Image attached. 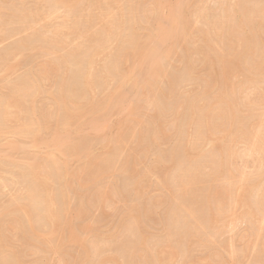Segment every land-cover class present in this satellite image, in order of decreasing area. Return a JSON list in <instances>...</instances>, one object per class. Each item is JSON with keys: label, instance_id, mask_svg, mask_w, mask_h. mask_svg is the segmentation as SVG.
I'll return each instance as SVG.
<instances>
[{"label": "rangeland", "instance_id": "374dc122", "mask_svg": "<svg viewBox=\"0 0 264 264\" xmlns=\"http://www.w3.org/2000/svg\"><path fill=\"white\" fill-rule=\"evenodd\" d=\"M0 10V264H264V0H0ZM160 26L167 32L160 31ZM239 26H245V31ZM234 28L248 39L242 40L244 47ZM164 34H169L168 40ZM153 56L157 65L154 60L151 72L147 63ZM201 59L207 64H201ZM90 63L96 65L93 71ZM82 67L85 71L80 77ZM223 67L228 73H223ZM155 71L159 75L153 79ZM87 73L92 75L89 79ZM81 80L89 81L91 88L83 81L84 88ZM31 99H36L34 107ZM10 102L15 109L10 110ZM230 103L236 106L233 111ZM191 104L197 111L201 107L202 114ZM206 111L212 132L202 127L208 120L203 116ZM196 116H202V126L196 125ZM204 131L209 138L203 137ZM208 133H214L216 140L220 137L218 142ZM59 138L67 139L65 147L58 148L63 155L55 148L61 147ZM40 175L45 176L42 185L37 180L34 186H40H36L39 192L50 184V197H43L47 187L41 196L42 201L53 196L50 207L37 200L38 192L32 187V180ZM53 202L56 228L51 225L50 230L46 209V218L41 213L44 207L52 208ZM24 204L30 206H21L26 208L22 211L19 206ZM190 209L194 211L191 216L187 214ZM4 212L10 218L16 215L14 220L18 218L21 224L18 221L16 226ZM26 212L31 215L26 217ZM54 230V237H48ZM171 249L176 253L164 260Z\"/></svg>", "mask_w": 264, "mask_h": 264}, {"label": "bare ground", "instance_id": "6f19581e", "mask_svg": "<svg viewBox=\"0 0 264 264\" xmlns=\"http://www.w3.org/2000/svg\"><path fill=\"white\" fill-rule=\"evenodd\" d=\"M48 1H50V0H48ZM236 2H237V1H236ZM1 3H2V2H1ZM3 3H5V2H3ZM7 3H8V2H7ZM51 3H52V2H50V4H51ZM52 4H53V3H52ZM178 4H179V3H178ZM187 5H188V4H187ZM236 5H237V4H236ZM76 6H77V5H76ZM181 6H182V5H181ZM49 7H50V6H49ZM175 7H177V5H176ZM187 7H188V6H187ZM16 8H17V7H16ZM172 8H174V7H172ZM172 8H171V9H172ZM48 9H49V8H48ZM51 9H52V8H50L49 10H51ZM55 9H56V8H55ZM171 9H170V10H171ZM177 9H178V8H176V10H177ZM248 9H249V8H248ZM49 10H48V12H49ZM176 10H174V12H173L174 14H175V11H176ZM179 10H180V9H179ZM238 10H239V9H238ZM0 11H1V10H0ZM19 12H21V11H19ZM68 12H69V11H68ZM169 12H170V11H169ZM177 12H178V10H177ZM33 13H34V12H33ZM173 13H172V14H173ZM19 14H20V13H19ZM169 14H170V13H169ZM179 14H180V11H179ZM248 14H249V12H248ZM262 14H263V13H262ZM170 15H171V14H170ZM223 15H224V14H223ZM230 15L232 16V14H230ZM18 16H19V15H18ZM172 16H173V15H172ZM177 16H178V15H177ZM259 16H260V15H259ZM229 17H230V16H229ZM179 18H180V16H179ZM249 18H250V17H249ZM262 18H263V17H262ZM33 19H34V18H33ZM166 19H167V18H166ZM171 19H172V20H171ZM171 19H170V20H171V22H172V21H173V17H172ZM177 19H178V18H177ZM167 20H168V19H167ZM174 20H175V19H174ZM253 20H254V19H253ZM2 21H3V20H2ZM178 21H179V20H178ZM215 21H216V20H215ZM251 21H252V20H251ZM20 22H21V21H20ZM32 22H33V21H32ZM176 22H177V21L173 22L174 25L177 24ZM180 22H182V21H180ZM239 22H240V21H239ZM7 23H8V22H7ZM7 23H6V24H7ZM17 23H18V21H17ZM157 23H158V22H157ZM247 23H248V22H247ZM250 23H251V22H250ZM6 24H4V25H6ZM29 24H30V23H29ZM33 24H34V23H33ZM210 24H212V23H210ZM85 25H86V24H85ZM229 25H230V24H229ZM239 25H240V24H239ZM1 26H2V25H1ZM158 26H159V25H158ZM169 26H171V25L169 24ZM176 26H177V27H176ZM209 26H210V25H209ZM155 27L158 28L157 25H156ZM160 27H162V26H160ZM160 27H159V29H160ZM163 27H164V26H163ZM163 27H162V29H161L160 31L165 32L167 29L164 31V28H163ZM175 27L178 28V24L175 25L174 28H175ZM205 27H206V26H205ZM207 27H208V25H207ZM215 27H216V26H215ZM239 27L242 28L243 26H239ZM239 27H237V28L239 29ZM103 28H104V27H103ZM111 28H112V27H111ZM168 28H169V27H168ZM176 28H175V32H176V30H177ZM225 28H226V26H225ZM244 28H245V26H244ZM244 28H242V31H243V32L245 31V30H243ZM83 29H84V28H83ZM234 29H235V28H234ZM238 29H237V30H238ZM256 29H257V28H256ZM105 30H106V28H105ZM122 30H123V29H122ZM181 30H182V29H181ZM235 30H236V29H235ZM237 30H236V31H237ZM3 31H4V30H3ZM77 31H78V30H77ZM146 31H147V30H146ZM150 31H153V30H150ZM202 31H203V29H202ZM209 31H210V29H209ZM232 31H234V30L231 29V32H232ZM236 31H234V34L236 33V34L239 35V34L242 33V31H241L240 29H239L238 31H240L241 33H239L238 31L236 32ZM102 32H103V31H102ZM158 32H159V30H158ZM166 32H167V31H166ZM229 32H230V31H229ZM246 32H247V31H246ZM254 32H255V31H254ZM159 33H160V32H159ZM159 33H158V34H159ZM202 33H203V32H202ZM213 33H214V32H213ZM258 33H259V32H258ZM40 34H41V32H40ZM109 34H110V33H109ZM158 34H157V36L160 35V34H159V35H158ZM176 34H177V33H176ZM230 34H231V33H230ZM232 34H233V33H232ZM245 34H246V33H245ZM263 34H264V33H263ZM263 34H261V35H263ZM77 35H78V34H77ZM148 35H149V34H148ZM165 35H166V34L161 35V36H163V38L167 39V37H168L169 34H168L166 37H164ZM173 35H174V33H173ZM201 35H202V34H201ZM208 35H209V34H208ZM214 35H215V34H214ZM46 36H47V35H46ZM170 36H171V34H170ZM174 36H175V35H174ZM174 36H173V37H174ZM204 36H205V35H204ZM239 36L241 37V35H239ZM239 36L237 37V35H236L235 38H239ZM30 37H31V36H30ZM35 37H36V35H35ZM47 37H48V36H47ZM148 37H149V36H148ZM202 37H203V36H202ZM212 37H213V36H212ZM242 37H243V38H242ZM242 37H241V42H242V40L245 38L244 34H243ZM36 38H37V37H36ZM42 38H43V37H42ZM79 38H80V37H79ZM106 38H107V37H106ZM123 38H124V37H123ZM143 38H144V37H143ZM151 38H152V37H151ZM158 38H159V37H158ZM160 38H161L162 40H164L162 37H160ZM168 38H169V37H168ZM256 38H257V37H256ZM48 39H49V38H48ZM161 39H160V43L162 44L163 41H162ZM172 39H173V38H172ZM245 39H247V38H245ZM29 40H30V39H29ZM35 40H36V39H35ZM37 40H38V39H37ZM43 40H44V39H43ZM43 40H42V41H43ZM90 40H91V39H90ZM93 40H95V39H93ZM93 40H92V41H93ZM154 40H155V39H154ZM167 40H168V39H167ZM167 40H165V42H166ZM247 40H248V39H247ZM247 40H246V41H247ZM256 40H257V39H256ZM21 41H22V40H21ZM49 41H50V40H49ZM88 41H89V40H88ZM121 41H122V40H121ZM158 41H159V39H158ZM228 41H229V40H228ZM236 41L238 42V39H237ZM239 41H240V38H239ZM243 41H244V40H243ZM32 42H33V41H32ZM139 42H140V41H139ZM142 42H143V41H142ZM165 42H164V44H165ZM167 42H168V41H167ZM258 42H259V41H258ZM22 43H23V42H22ZM38 43H39V42H38ZM95 43H96V41H95ZM238 43H239V42H238ZM242 43H243V42H242ZM253 43H254V42H253ZM49 44H50V43H49ZM93 44H94V43H93ZM164 44H163V45H164ZM209 44H210V43H209ZM236 44H237V43H236ZM248 44H250V43H248V41H247V45H248ZM81 45H82V44H81ZM110 45H111V44H110ZM239 45H241V44L239 43ZM239 45L237 44V47H238ZM26 46H27V45H26ZM84 46H85V45H84ZM137 46H138V45H137ZM140 46H141V45H140ZM217 46H218V45H217ZM235 46H236V45H235ZM244 46H245V45H244V43H243V47H244ZM249 46H250V45H249ZM257 46H258V45H257ZM257 46H256V47H257ZM120 47H121V46H120ZM127 47H128V46H127ZM135 47H136V46H135ZM144 47H145V46H144ZM163 47H164V46H163ZM240 47H242V46H240ZM243 47H242V48H243ZM138 48H139V47H138ZM141 48H142V47H141ZM156 48H157V47H156ZM158 48H159V47H158ZM238 48H239V47H238ZM258 48H259V47H258ZM114 49H115V48H114ZM164 49H165V48H164ZM246 49H247V47H246ZM36 50H37V49H36ZM105 50H106V49H105ZM105 50H104L103 52H104V53H105V52L107 53V51H105ZM107 50H108V48H107ZM136 50H137V48H136ZM140 50H141V49H140ZM142 50H144V49H142ZM236 50H237V49H236ZM240 50H241V49H240ZM249 50H250V49H248V51H249ZM37 51H38V50H37ZM37 51H36V52H37ZM48 51H49V50H48ZM108 51H110V48H109ZM111 51H112V50H111ZM123 51H124V49H123ZM126 51H127V50H126ZM134 51H135V50H134ZM144 51H145V50H144ZM151 51H152V49H151ZM151 51H149V52L152 53ZM166 51H167V50H166ZM188 51H189V50H188ZM238 51H239V50H238ZM257 51H259V50H257ZM19 52H20V51H19ZM153 52H154V51H153ZM196 52H197V51H196ZM215 52H216V51H215ZM233 52H234V51H233ZM241 52H242V51H241ZM244 52L246 53L245 49H244ZM29 53H30V52H29ZM29 53H28V54H29ZM70 53H71V52H70ZM79 53H80V52H79ZM101 53H102V52H101ZM101 53H99V54H101ZM104 53H102L100 56H102ZM121 53H122V52H121ZM134 53L137 54V52H134ZM139 53H140V52H139ZM145 53H146V51H145ZM150 53H149V54H150ZM154 53H155V52H154ZM158 53H159V52H158ZM165 53H166V52H164V55H165ZM202 53H203V52H202ZM205 53H206V52H205ZM221 53H222V52H221ZM238 53H239V52H238ZM247 53H248V52H247ZM253 53H254V52H253ZM107 54H108V53H107ZM107 54H106V55H107ZM143 54H144V53H143ZM147 54H148V53H147ZM183 54H184V53H183ZM241 54H242L241 57H243V54H244V53H241ZM20 55H21V54H20ZM20 55H19V56H20ZM78 55H79V54H78ZM128 55H129V54H128ZM128 55H127V56H128ZM164 55H163V56H164ZM168 55H169V54H168ZM231 55H232V54H231ZM246 55H247V54H246ZM256 55H258V54H256ZM260 55H261V54H260ZM131 56H133V54H132ZM139 56H140V54H139ZM139 56H137V57H139ZM195 56H196V55H195ZM209 56H210V55H209ZM247 56H248V55H247ZM247 56L245 57V54H244V57H245V58H248ZM26 57H27V56H26ZM77 57H78V56H77ZM97 57H98V56H97ZM129 57H130V56H129ZM137 57H136V59H137ZM149 57H151V56H149ZM153 57H154V56H153ZM183 57H184V56H183ZM232 57H234V56H232ZM22 58H23V57H22ZM93 58H94V57H93ZM101 58H102V57H101ZM131 58H133V57H131ZM154 58H155V57H154ZM157 58H158V57H157ZM159 58L161 59V57H159ZM205 58H206V57H204V59H205ZM238 58H239V57H238ZM83 59H84V58H83ZM115 59H116V58H115ZM127 59H128V57H127ZM143 59H144V58H143ZM146 59H147V57H146ZM149 59H150V58H149ZM162 59H165V58L163 57ZM181 59H182V58H181ZM225 59H226V58H225ZM254 59H255V58H254ZM88 60H89V58H88ZM93 60H94V59H93ZM122 60H123V59H122ZM133 60H135V58H134ZM139 60H140V59H139ZM141 60H142V59H141ZM151 60H152V61H151ZM154 60H155V62H156L155 65H157L156 58H155V59H153V58L150 59V63H147V65L150 64V66H148L147 69H150L151 72H153L152 68H153V67L155 68L154 65L152 66V63H153ZM201 60H202V61H201V64H204V63L207 64V63L205 62V60H204V61H203V59H201ZM238 60H239V59H238ZM247 60H248V59H247ZM1 61H2V60H1ZM28 61H29V60H28ZM108 61H109V60H108ZM127 61H128V60L125 61V64H126V65H127ZM131 61H132V60H131ZM162 61H164V60H162ZM191 61H192V60H191ZM226 61H229V60H226ZM252 61H253V59H252ZM14 62H15V61H14ZM78 62H79V61H78ZM89 62H90V60H89ZM132 62H135V61H132ZM140 62H142V61H140ZM159 62L162 64V62H161L160 60H159ZM202 62H204V63H202ZM15 63H16V62H15ZM18 63H19V62H18ZM79 63H80V62H79ZM93 63H94V62H93ZM122 63H123V62H122ZM129 63H130V61H129ZM160 63H159V64H160ZM220 63H221V62H220ZM222 63L224 64V62H222ZM235 63H236V62H235ZM239 63H240V61H239ZM11 64H12V63H11ZM16 64H17V63H16ZM51 64H52V63H51ZM68 64H69V63H68ZM75 64H76V63H75ZM95 64H96V63H95ZM120 64H121V63H120ZM131 64H132V63H131ZM143 64L145 65V62H144ZM153 64H154V63H153ZM208 64H209V63H208ZM210 64H212V61H211ZM246 64H247V63H246ZM7 65H8V64H7ZM55 65H56V64H55ZM93 65H94V64H91V63H90V66L92 67V71H93V68L96 66V65H95V66H93ZM117 65H118V64H117ZM139 65H140V64H139ZM139 65H138V66H139ZM141 65H142V64H141ZM144 65H143V66H144ZM225 65H226V64H225ZM231 65H232V64H231ZM0 66H1V64H0ZM37 66H38V65H37ZM40 66H41V65H40ZM57 66H58V65H57ZM99 66H100V65H99ZM123 66H124V65H123ZM127 66H128V65H127ZM132 66H133V65H132ZM9 67H10V66H9ZM13 67H14V66H13ZM74 67H75V66H74ZM91 67H90V68H91ZM129 67H130V66H129ZM135 67H136V66H135ZM157 67H159V65H158ZM161 67H163V66L161 65ZM210 67H212V65H211ZM220 67H221V66H220ZM225 67H226V66H225ZM35 68H36V67H35ZM136 68H137V67H136ZM163 68H164V67H163ZM186 68H187V67H186ZM193 68H194V67H193ZM196 68H197V67H196ZM250 68H251V67H250ZM53 69H54V68H53ZM76 69H77V68H76ZM123 69H124V68H123ZM134 69H135V68H134ZM137 69H138V68H137ZM139 69H140V68H139ZM263 69H264V66H263ZM3 70H5V69H3ZM9 70H10V69H9ZM83 70H84L83 67H82V69H79V70H78L79 72L81 71V73H79V74H81L80 77H83L82 75H84V74H82V73H83ZM86 70H87V69H86ZM115 70H116V69H115ZM119 70H120V69H119ZM157 70H158V68H157ZM216 70H217V69H216ZM228 70H229V68H228ZM30 71H31V70H30ZM55 71H56V70H55ZM84 71H85V70H84ZM92 71H91V72H92ZM122 71H123V70H122ZM134 71H136V70H134ZM134 71L132 70V72H134ZM137 71H138V70H137ZM137 71H136V72H137ZM147 71H148V70H147ZM160 71H161V69H160ZM197 71H198V70H197ZM225 71L228 73L227 68L224 69V67H223V73H226ZM252 71H253V69H252ZM2 72H4V71H2ZM33 72H35V71H33ZM58 72H59V71H58ZM95 72H96V71H95ZM115 72H116V71H115ZM145 72H146V71H145ZM148 72H149V71H148ZM230 72H231V71H230ZM245 72H246V71H245ZM245 72H244V73H245ZM258 72H259V71H258ZM261 72H264V71H262V69H261ZM8 73H9V72H8ZM42 73H43V72H42ZM66 73H67V72H66ZM75 73H77V71H76ZM85 73H86V72H85ZM88 73H89V72H88ZM88 73H87V75H88V79H89V77L92 76V75H91V74H88ZM117 73H118V72H117ZM149 73H150V72H149ZM154 73H156V71H155ZM157 73H158V72H157ZM157 73L155 74V77H153L154 75H152L151 77H153V79H154V78H157L158 75H159V74L157 75ZM209 73H210V72H209ZM216 73H217V72H216ZM220 73H221V72H220ZM253 73H254V72H253ZM0 74H3V73H0ZM5 74H6V73H5ZM37 74H38V73H37ZM37 74H35V75L37 76ZM47 74H48V73H47ZM58 74H59V73H58ZM121 74H122V72H121ZM124 74L126 75V73H124ZM130 74H131V72H130ZM147 74H148V73H147ZM147 74H146L145 76H147ZM150 74H151V73H150ZM152 74H153V73H152ZM163 74H164V73H163ZM184 74H185V73H184ZM259 74L262 75V73H259ZM6 75H7V74H6ZM87 75L85 76L86 79H87ZM103 75L105 76V73H103ZM103 75H102V76H103ZM112 75H113V74H112ZM125 75H124L123 77H125ZM192 75H193V74H192ZM241 75H242V73H241ZM1 76H2V75H1ZM30 76H33V75L31 74ZM51 76H52V75H51ZM60 76H61V75H60ZM67 76H68V75H67ZM132 76H133V75H131V77H132ZM143 76H144V75H143ZM143 76H141V77H143ZM149 76H150V75H149ZM198 76H199V75H198ZM221 76H222V75H221ZM225 76H227V75H225ZM245 76H246V75H245ZM251 76H254V75H251ZM80 77H79V78H80ZM97 77H98V76H97ZM115 77H116V76H115ZM134 77H135V75H134ZM139 77H140V76H139ZM147 77H148V76H147ZM160 77H161V76H160ZM195 77H196V76H195ZM31 78H32V77H31ZM31 78L28 77V80H29V79L31 80ZM43 78H44V77H43ZM112 78H113V77H112ZM121 78H122V77H121ZM121 78H120V79H121ZM132 78H133V77H132ZM135 78H136V77H135ZM171 78H172V77H171ZM199 78H200V77H199ZM203 78H204V77H203ZM207 78H208V77H207ZM224 78H225V77H224ZM21 79H22V78H21ZM32 79H33V78H32ZM76 79H77V78H76ZM90 79H91V78H90ZM115 79H116V78H115ZM115 79H114V80H115ZM124 79L126 80V78H124ZM137 79H138V77H137ZM250 79H251V78H250ZM25 80H27V79L25 78ZM28 80H27V81H28ZM30 80H29V82H32V81H33V80L30 81ZM35 80L38 81L37 79H35ZM62 80H63V78H62ZM78 80H79V79H78ZM133 80H134V79H133ZM133 80H132L131 82H133ZM151 80H152V79H151ZM169 80H170V79H169ZM176 80H177V79H176ZM221 80H222V79H221ZM252 80H253V79H252ZM23 81H24V79H23ZM83 81H85V80H83ZM83 81L81 80V84H83V83H82ZM129 81H130V80H129ZM136 81H137V80H136ZM140 81H141V80H140ZM142 81H143V80H142ZM148 81H150V79H149ZM34 82H35V81H33V83H34ZM86 82H87L88 89H90L91 87L89 88V86H90V84L88 83L89 81L86 80V81L84 82V84H86ZM122 82H124V81H122ZM127 82H128V81H127ZM145 82H147L146 79H145ZM190 82H191V81H190ZM235 82H236V81H235ZM9 83H14V82L11 81V82H9ZM33 83H32V85H33ZM37 83H38V82H37ZM92 83H93V82H92ZM135 83H136V82H135ZM138 83H139V82H138ZM138 83H137V84H138ZM148 83H149V82H148ZM180 83H181V82H180ZM185 83H186V82H185ZM197 83H198V82H197ZM246 83H247V82H246ZM71 84H72V83H71ZM84 84H83V87L86 88L87 86L85 87ZM88 84H89V85H88ZM104 84H105V83H104ZM137 84H135V85H137ZM150 84H151V83H149V85H150ZM9 85H10V84H9ZM12 85H14V84H12ZM73 85H74V84H73ZM135 85H134V87H135ZM234 85H235V84H234ZM241 85H243V84H241ZM14 86H15V85H14ZM16 86H17V85H16ZM29 86H31V85H29ZM95 86H96V85H95ZM119 86H121V85H119ZM138 86H139V85H138ZM180 86H181V85H180ZM188 86H189V85H188ZM192 86H193V85H192ZM232 86H233V85H232ZM23 87H24V86H23ZM25 87H26V86H25ZM34 87H36V86H34ZM38 87H39V85H38ZM53 87H54V86H53ZM81 87H82V85H81ZM83 87H82V88H83ZM99 87H100V86H99ZM136 87H137V86H136ZM152 87H153V86H152ZM183 87H184V86H183ZM186 87H187V86H186ZM196 87H197V86H196ZM8 88H9V87H8ZM20 88H21V87H20ZM26 88H27V87H26ZM51 88H52V87H51ZM76 88H77V87H76ZM82 88H81V89H82ZM146 88H148V87H146ZM224 88H225V87H224ZM241 88H242V87H241ZM18 89H19V86H18ZM55 89H56V88H55ZM79 89H80V88H79ZM229 89H231V88H229ZM249 89H250V88H249ZM254 89H255V88H254ZM6 90H7V89H6ZM19 90H20V89H19ZM35 90H36V89H35ZM39 90H40V87H39L38 91H39ZM45 90H46V89H45ZM100 90H101V89H100ZM116 90H117V89H116ZM141 90H143V89H141ZM202 90H203V89H202ZM232 90H233V89H232ZM241 90H242V89H241ZM245 90H246V89H245ZM245 90H244V92H245ZM28 91H29V89H28ZM75 91H76V90H75ZM79 91H80V90H79ZM91 91H92V90H91ZM95 91H96V90H95ZM219 91H220V90H219ZM234 91H236V90H234ZM246 91H248V90H246ZM2 92H3V91H2ZM23 92H24V91H23ZM58 92H59V91H58ZM76 92H77V91H76ZM108 92H109V90H108ZM119 92H120V91H119ZM241 92H243V90H242ZM241 92H240V93H241ZM256 92H257V91H256ZM16 93H17V92H16ZM25 93H26V92H25ZM29 93H30V92H29ZM61 93H62V92H61ZM68 93H69V92H68ZM81 93H82V92H81ZM173 93H174V92H173ZM192 93H193V92H192ZM213 93H214V92H213ZM225 93H226V92H225ZM234 93H235V92H234ZM238 93H239V92H238ZM245 93H246V92H245ZM245 93H244V94H245ZM262 93H263V92H262ZM8 94H9V92H8ZM76 94H77V93H76ZM78 94H80V93L78 92ZM102 94H103V93H102ZM110 94H111V93H110ZM175 94H176V93H175ZM205 94H206V93H205ZM230 94H231V93H230ZM236 94H237V93H236ZM5 95H6V94H5ZM9 95H11V94H9ZM12 95H13V94H12ZM31 95H32V94H31ZM57 95H58V94H57ZM74 95H75V93H74ZM82 95H83V94H82ZM84 95H85V94H84ZM210 95H211V94H210ZM222 95H223V93H222ZM245 95H246V94H245ZM2 96H3V95H2ZM2 96L0 95V97H2ZM49 96H50V95H49ZM61 96H62V95H61ZM76 96H77V95H76ZM79 96L81 97V95H79ZM79 96H77V97H79ZM94 96H95V95H94ZM112 96H113V95H112ZM117 96H118V95H117ZM247 96H248V95H247ZM247 96H246V97H247ZM14 97H15V96H14ZM64 97H65V96H64ZM80 97H79V98H80ZM197 97H198V96H197ZM213 97H214V96H213ZM219 97H220V96H219ZM219 97H218V98H219ZM236 97H237V96H236ZM5 98H6V97H5ZM33 98H34V96H33ZM35 98H36V97H35ZM91 98H92V97H91ZM102 98H103V97H102ZM116 98H117V97H116ZM175 98H176V97H175ZM207 98H208V97H207ZM211 98H212V97H211ZM211 98H210V99H211ZM242 98H243V95H242ZM248 98H249V97H248ZM2 99H3V98H2ZM25 99H26V98H25ZM39 99H40V98H39ZM41 99H43V98H41ZM85 99H86V97H85ZM111 99H112V98H111ZM200 99H201V98H199L198 101H199ZM212 99H213V98H212ZM226 99H227V97H226ZM226 99H225V100H226ZM243 99H244V98H243ZM35 100H36V99H35ZM35 100L33 99L34 102H36ZM67 100H68V99H67ZM81 100H82V99H81ZM116 100H117V99H115V101H116ZM120 100H121V99H120ZM120 100H119V101H120ZM174 100H176V99H174ZM221 100H222V99H221ZM233 100H234V99H233ZM11 101H12V99H11ZM17 101H19V100H17ZM17 101H16V102H17ZM33 101H32V99H31L30 102L32 103ZM91 101H92V100H91ZM196 101H197V100H196ZM196 101H192V102H195V103H196ZM204 101H205V100H204ZM222 101H223V100H222ZM247 101H248V100H247ZM250 101H251V100H250ZM254 101H255V100H254ZM14 102H15V101H14ZM23 102H24V101H23ZM30 102H29V103H30ZM34 102H33V104H32V107H34ZM42 102H43V101H42ZM46 102H47V101H46ZM52 102H53V101H52ZM92 102H93V101H92ZM120 102H121V101H120ZM154 102H155V101H154ZM192 102H191V103H192ZM208 102H209V101H208ZM208 102H207V103H208ZM218 102H219V101H218ZM258 102H259V101H258ZM8 103H9V102H8ZM10 103H11V106H12V107H11V106L8 107V105L6 104L7 107H8V108L11 107L12 109H10V110L15 109V107L13 106L14 103H13V102H10ZM21 103H22V102H21ZM31 103H30V104H31ZM81 103H82V102H81ZM179 103H180V102H179ZM207 103H206V104H207ZM250 103H251V102H250ZM16 104H17V105H16ZM16 104H15V106H17V107L19 106V107H20V105H18V102H17ZM79 104H80V103H79ZM108 104H109V103H108ZM108 104H107V105H108ZM111 104H112V103H111ZM116 104H117V103H115V105H116ZM167 104H168V103H167ZM197 104H198V102H197ZM230 104H231V103H230ZM248 104H249V103H248ZM23 105H24V104H23ZM54 105H55V104H54ZM129 105H130V104H129ZM191 105H194L195 107L193 106L194 108H193V107H191V108H193V109H195V111H197V110H196V105H195V104H191ZM211 105H212V104H211ZM226 105H227V104H226ZM226 105L224 104V106H226ZM231 105H232V106H231V109H232V111H233V107H236V106H234V104H231ZM235 105H236V104H235ZM4 106H5V105H4ZM101 106H102V105H101ZM117 106H118V105H117ZM187 106H189V105H187ZM197 106H198V105H197ZM219 106L221 107V105H219ZM19 107H18V108H19ZM59 107H60V106H59ZM86 107H87V106H86ZM93 107H94V106H93ZM199 107H200V104H199ZM199 107H198V108H199ZM203 107H204V106H202V108H203ZM226 107H227V109H228V106H226ZM113 108H114V106H113ZM118 108H119V107H118ZM118 108H116V109H118ZM129 108H130V107H129ZM170 108H171V107H170ZM178 108H180V107H178ZM191 108H189V110H190ZM198 108H197V109H198ZM200 108H201V107H200ZM200 108H199V110H200ZM240 108H241V107H240ZM31 109H33V108H31ZM36 109H38V108H36ZM86 109H87V108H86ZM86 109H84V110H86ZM105 109H107V108H105ZM139 109H140V108H139ZM193 109H192V110H193ZM204 109H205V107L203 108V110H204ZM208 109H209V108H208ZM218 109H219V108H218ZM225 109H226V108H225ZM16 110H17V108H16ZM34 110H35V109H34ZM121 110H122V109H121ZM128 110H129V109H128ZM177 110H178V109H177ZM199 110H198V111H199ZM206 110H207V109H206ZM219 110H220V109H219ZM229 110H230V109H229ZM229 110H228V111H229ZM30 111H31V110H30ZM53 111H54V110H53ZM111 111H112V110H111ZM186 111H187V110H185V112H186ZM198 111H197V113H198ZM201 111H202V109H201ZM201 111H199V112L201 113ZM234 111H235V110H234ZM5 112H6V111H5ZM5 112H3V113H5ZM10 112H11V111H9V113H10ZM14 112H15V111H14ZM14 112H13V113H14ZM20 112H21V111H20ZM86 112H87V111H86ZM109 112H110V111H109ZM109 112H107V113H109ZM122 112H123V111H122ZM192 112H193V111H192ZM206 112H207V111H206ZM206 112H205V113H206ZM254 112H255V111H254ZM33 113H34V112H33ZM40 113H42V111H41ZM49 113H50V112H49ZM189 113H190V112H189ZM189 113H188V114H189ZM195 113H196V112H195ZM195 113H194V116L196 115ZM208 113H209V112H207V114H204V113H203V114H204L203 116H204V119H205V120L208 118V117H206V115L210 117V114L208 115ZM224 113H225V112H224ZM224 113H223V114H224ZM241 113H242V112H241ZM16 114H17V113H16ZM16 114L14 113V114H12V116L15 118V117H16ZM31 114H32V113H31ZM35 114H36V113H35ZM46 114H47V113H46ZM127 114L129 115V113H127ZM191 114H192V113H191ZM191 114H189V115H191ZM201 114H202V113H201ZM201 114H200V115H201ZM229 114H231V112H230ZM234 114H235V112H234ZM234 114H233V115H234ZM245 114H246V113H245ZM3 115H4V114H3ZM14 115H15V116H14ZM74 115H75V114H74ZM95 115H96V114H95ZM197 115H199V114H197ZM29 116H30V115H29ZM48 116H49V115H48ZM186 116H187V115H186V113H185V117H186ZM218 116H219V115H218ZM231 116H232V115H231ZM231 116H229V117H231ZM4 117H5V116H4ZM9 117H10V116H9ZM9 117H8V118H9ZM74 117H75V116H74ZM101 117H102V116H101ZM190 117H191V116H190ZM196 117L198 118L199 116H196ZM205 117H206V118H205ZM233 117H234V116H233ZM235 117H236V116H235ZM235 117H234V118H235ZM58 118H59V117H58ZM69 118H70V116H69ZM127 118H128V117H126L125 120H126ZM158 118H159V117H158ZM161 118H162V117H161ZM193 118H195V117H193ZM193 118H192V119H193ZM200 118H202V116L199 117L197 120H199ZM239 118H240V117H239ZM5 119H6V118H5ZM80 119H81V117H80ZM152 119H153V118H152ZM170 119H171V118H170ZM184 119H185V118H184ZM192 119H190V120L192 121ZM195 119H196V118H195ZM228 119H229V118H228ZM230 119H231V118H230ZM256 119H257V118H256ZM27 120H28V119H27ZM31 120H32V119H31ZM35 120H36V119H35ZM87 120H88V119H87ZM90 120H91V119H90ZM128 120H129V119H128ZM162 120H163V118H162ZM188 120H189V119H188ZM188 120H187V121H188ZM197 120H196V121L194 120L197 124H196L195 122H193V121H192V123H195L196 125H200V126L203 125V126H202L203 128H204V125H205V127L208 126V128H207L206 130H205V129H204V130H205L206 132H209L208 129L211 131V129H210V127H209V125L211 124L209 118H208V120H209L208 125H207V121H208V120H206V123L203 121V119H200V121H198V122H197ZM221 120H222V119H221ZM224 120H225V119H224ZM226 120H227V119H226ZM233 120H234V119H233ZM158 121H159V120L157 119V122H158ZM187 121H186V122H187ZM191 121H189L190 124H191ZM234 121H237V120H234ZM234 121H233V122H234ZM29 122H30V120H29ZM31 122H32V121H31ZM41 122H42V121H41ZM153 122H155V121H153ZM179 122H180V121H179ZM183 122H184V121H183ZM183 122H182V123H183ZM189 122L186 123V125H190ZM201 122H202V123L204 122V123L202 124ZM229 122H230V121H229ZM32 123H33V122H32ZM44 123H45V122H44ZM160 123H161V121H160ZM198 123H200V124H198ZM227 123H228V122H227ZM236 123H238V122H236ZM239 123H240V122H239ZM30 124H31V123H30ZM97 124H98V123H97ZM154 124H157V123H154ZM158 124H159V123H158ZM201 124H202V125H201ZM229 124H230V123H229ZM256 124H257V123H256ZM33 125H34V124H33ZM74 125H75V124H74ZM91 125H93V124H91ZM159 125H160V124H159ZM183 125H184V124H183ZM186 125H185V126H186ZM231 125H232V124H231ZM251 125H252V124H251ZM46 126H47V125H46ZM97 126H99V125H97ZM192 126H193V125H192ZM212 126H213V124H212ZM228 126H229V125H228ZM232 126H233V125H232ZM243 126H244V125H243ZM257 126H258V125H257ZM31 127H32V125H31ZM163 127H164V126H163ZM202 127H200V128H202ZM258 127H259V126H258ZM49 128H50V127H49ZM155 128H156V127H155ZM239 128H240V127H239ZM157 129H158V128H157ZM162 129H163V128H162ZM237 129H238V128H237ZM258 129H259V128H258ZM47 130H48V128H47ZM165 130H166V129H165ZM192 130H193V129H192ZM199 130H200V131H203V130H201V129H199ZM199 130H198V133H199ZM225 130H226V129H225ZM227 130H228V128H227ZM33 131H34V130H33ZM194 131H195V130H194ZM205 131L202 132V133H204V135H203V134H202V135H203V137H204V136L208 137L207 134H205ZM19 132H20V131H19ZM55 132H56V131H55ZM75 132H76V131H75ZM75 132H74V134H75ZM77 132L79 133L80 130H78ZM87 132H88V131H87ZM211 132H212V131H211ZM219 132H220V131H219ZM233 132H234V131H233ZM88 133H89V132H88ZM97 133H98V132H97ZM142 133H143V132H142ZM192 133H193V132H192ZM200 133H201V132H200ZM225 133H226V132H225ZM53 134H54V133H53ZM76 134H77V133H76ZM91 134H92V130H91ZM93 134H94V132H93ZM184 134H185V133H184ZM195 134H196V133H195ZM195 134H194V135H195ZM208 134H209V133H208ZM210 134H211V135H212V134L214 135V133H210ZM210 134H209V135H210ZM215 134H216V133H215ZM33 135H34V134H33ZM36 135H37V134H36ZM142 135H143V134H142ZM191 135H192V134H191ZM194 135H193V136H194ZM213 135H212V136H213ZM218 135H219V134H218ZM60 136H61V135H60ZM173 136H174V135H173ZM223 136H224V135H223ZM223 136H222V137H223ZM229 136H230V135H229ZM33 137H34V136H33ZM68 137H69V135H68ZM156 137H157V136H156ZM191 137H192V136H191ZM217 137H218V136H217ZM222 137H221L222 140L226 138L225 136H224L225 138H224V137L222 138ZM66 138H67V137H66ZM158 138H159V137H158ZM187 138H188V137H187ZM193 138H194V137H193ZM204 138H205V137H204ZM208 138H209V137H208ZM208 138H207V139H208ZM211 138H212V137H211ZM211 138H210V139H211ZM215 138H216V137H215V135H214V138H213V139H215ZM218 138H220V137H218ZM218 138H217V140H218ZM244 138H245V136H244ZM67 139H68V138H67ZM67 139H64V140L61 139V141H60V138H59V140H57L58 142L60 141L58 145L61 146V147H56V146H57V145H56L55 148H57V150H58L59 152L62 151V149L59 150L58 148L65 147L64 145H65V142L67 141ZM104 139H105V137H104ZM155 139H156V138H155ZM198 139H199V138H198ZM213 139H212V140H213ZM51 140H52V139H51ZM65 140H66V141H65ZM190 140H191V139H190ZM208 140H209V139H208ZM212 140H210V141H212ZM215 140H216V139H215ZM217 140H216V141H217ZM229 140H230V139H229ZM241 140H242V139H241ZM245 140H246V139H245ZM62 141H64V143H63ZM108 141H110V140H108ZM161 141H162V140H161ZM186 141H187V140H186ZM193 141H194V140H193ZM230 141H231V140H230ZM76 142H77V141H76ZM173 142H174V141H173ZM213 142L215 143V141H213ZM217 142H218V141H217ZM217 142H216V143H217ZM220 142H222V141H220ZM73 143H74V141L71 142V144H73ZM109 143H110V142H109ZM154 143H155V142H154ZM191 143H192V142H191ZM207 143H209V145H210L211 142H207ZM56 144H57V143H56ZM61 144H63V145H61ZM66 144H67V143H66ZM71 144H70V145H71ZM217 144H219V143H217ZM217 144H212V145H213V147H216ZM222 144H223V142H222ZM68 145H69V144H68ZM68 145H67V146H68ZM70 145H69V146H70ZM78 145H79V144H78ZM78 145H76V146H78ZM190 145H191V144H190ZM207 145H208V144H207ZM219 145H220V144H219ZM217 147H218V146H217ZM220 147L222 148V146H220ZM71 148H72V146H71ZM186 148H187V147H186ZM188 148H189V147H188ZM227 148H228V147H227ZM216 149H217V148H216ZM223 149H224V147H223ZM259 149H260V148H259ZM55 150H56V149H55ZM57 150H56V151H57ZM69 150H70V148H69ZM69 150H68V152H69ZM74 150H75V149H74ZM74 150L71 149V151H74ZM191 150H192V149H191ZM214 150H215V149H214ZM219 150H220V149H219ZM262 150H263V149H262ZM77 151H78V147H77ZM220 151H221V150H220ZM62 152H64V151H62ZM62 152H60V153H58V154L61 155ZM75 152H76V151H75ZM189 152H190V151H189ZM189 152H188V153H189ZM217 152H218V151H217ZM223 152H225V150H224ZM223 152L221 151V154H224ZM227 152H228V150H226V153H227ZM64 153H65V152H64ZM66 153H67V152H66ZM71 153L73 154V152H71ZM77 153H78V152H77ZM185 153H186V152H185ZM219 153H220V152H219ZM234 153H235V152H234ZM167 154H168V153H167ZM186 154H187V153H186ZM229 154H230V156H231L232 153H229ZM62 155H63V153H62ZM70 155H71V154H70ZM73 155H74V154H73ZM188 155H190V154H188ZM206 155H207V154H206ZM50 156L52 157L51 154L49 155V157H50ZM53 156H54V155H53ZM67 156H68V154H67ZM67 156H66V157H67ZM207 156H208V155H207ZM233 157H234V156H233ZM63 158H64V156H63ZM63 158H62V159H63ZM71 158H72V157H71ZM202 158H203V157H202ZM52 159H53V158H52ZM67 159H68V157H67ZM224 159H225V158H224ZM54 160H55V159H54ZM58 160H59V159H58ZM177 160H178V159H177ZM194 160H195V159H194ZM209 160H210V159H209ZM10 161H12V160H10ZM68 161H69V160H68ZM180 161H181V160H180ZM198 161H199V160H198ZM198 161H197V162H198ZM226 161H227V160H226ZM20 162H21V161H20ZM27 162H28V161H27ZM65 162H66V161H65ZM65 162H64V164H65ZM1 163H2V162H1ZM14 163H15V162H14ZM22 163H23V162H22ZM25 163H26V162H25ZM30 163H31V162H30ZM70 163H71V162H70ZM177 163H178V162H177ZM185 163H186V162H185ZM190 163H191V162H190ZM193 163H194V162H193ZM211 163H212V162H211ZM232 163H234V162H232ZM28 164H29V163H28ZM66 164H67V163H66ZM66 164H65V165H66ZM145 164H146V163H145ZM179 164H180V163H179ZM38 165H39V164H38ZM53 165H54V163H53ZM77 165H78V164H77ZM225 165H226V164H225ZM4 166H5V165H4ZM10 166H11V165H10ZM33 166H34V165H33ZM41 166H42V165H41ZM49 166H50V165H49ZM58 166H59V165H58ZM132 166H133V165H132ZM159 166H160V165H159ZM186 166H187V165H186ZM186 166H184V167L186 168ZM197 166H198V165H197ZM229 166H230V165H229ZM21 167H22V166H21ZM30 167H32V166H30ZM30 167H29V168H30ZM34 167H35V166H34ZM34 167H33V169H34ZM43 167H44V166H43ZM63 167H64V166H63ZM174 167H175V166H174ZM184 167H183V168H184ZM209 167H210V166H209ZM231 167H232V166H231ZM19 168H20V167H19ZM24 168H25V167H24ZM64 168H66V170H67L68 167L66 166V167H64ZM73 168H74V167H73ZM83 168H84V167H83ZM123 168H124V167H123ZM156 168H157V167H156ZM190 168H191V167H190ZM200 168H201V167H200ZM217 168H218V167H217ZM0 169H1V168H0ZM8 169H9V168H8ZM44 169H45V168H44ZM132 169H133V168H132ZM158 169H159V168H158ZM4 170H5V169H4ZM18 170H19V169H18ZM30 170H31V169H30ZM35 170H36V169H35ZM58 170H59V169H58ZM71 170H72V169H71ZM71 170H69V171H71ZM99 170H100V169H99ZM186 170H187V169H186ZM190 170H192V169H190ZM190 170H188V171H190ZM193 170H194V169H193ZM193 170H192V171H193ZM69 171H67V173H68ZM72 171H73V170H72ZM77 171H78V170H77ZM173 171H174V170H173ZM179 171H180V170H179ZM195 171H196V170H195ZM212 171H213V170H212ZM223 171H224V170H223ZM227 171H228V170H227ZM30 172H31V173H34L35 171H30ZM98 172H99V171H98ZM183 172H184V171H183ZM31 173H30V174H31ZM35 173H36V172H35ZM43 173H44V172H43ZM50 173H51V172H50ZM74 173H75V172H74ZM74 173L71 172V175L74 174ZM0 174H2V173H0ZM10 174H11V173H10ZM24 174H25V173H24ZM28 174H29V173H28ZM30 174H29V175H30ZM39 174H40V171H39ZM39 174H38V175H39ZM56 174H57V173H56ZM69 174H70V173H69ZM91 174H92V173H91ZM91 174H90V175H91ZM231 174H232V173H231ZM11 175H12V174H11ZM34 175H35V174H34ZM36 175H37V174H36ZM38 175H37V176H38ZM53 175H54V174H53ZM74 175H75V174H74ZM193 175H194V174H193ZM12 176H13V175H12ZM22 176H23V175H22ZM46 176H47V175H46ZM72 176H73V175H72ZM92 176H94V174H93ZM188 176H189V174H188ZM195 176H196V175H195ZM27 177H28V176H27ZM29 177H30V176H29ZM32 177H33V175H32ZM32 177H31V179H32ZM41 177H45V176L40 175V178L37 177L38 179H36V180L33 179V180H32V181H34L33 185L31 184L32 187L34 186L35 182H37V180H38V184L40 183V185H42L41 183H42L43 181L40 182ZM65 177H67V176H65ZM73 177H74V176H73ZM89 177H90V176H89ZM186 177H187V176H186ZM4 178H5V176H4ZM33 178H34V177H33ZM46 178L48 179V176H47ZM46 178H45V179H46ZM52 178H54V177H52ZM56 178H57V177H56ZM90 178H91V177H90ZM136 178H137V177H136ZM188 178H189V177H188ZM190 178H191V177H190ZM5 179H6V178H5ZM42 179H44V178H42ZM73 179H74V178H73ZM93 179H94V177H93ZM98 179H99V178H98ZM133 179H134V178H133ZM7 180H8V179H7ZM17 180H19V179H17ZM61 180H62V179H61ZM189 180H190V179H189ZM1 181H2V179H1ZM15 181H16V180H15ZM19 181H20V180H19ZM22 181H23V180H22ZM45 181H46V180H44V183H45ZM65 181H66V180H65ZM85 181H87V182L89 183L88 180H85ZM95 181H96V180H95ZM172 181H173V180H172ZM177 181H178V180H177ZM191 181H192V179H191ZM194 181H195V180H194ZM16 182H17V181H16ZM48 182H50V181L48 180ZM82 182H83V181H82ZM184 182H185V181H184ZM188 182H189V181H188ZM231 182H232V181H231ZM18 183H20V182H18ZM46 183H47V181H46ZM51 183H52V182H51ZM69 183H70V182H69ZM69 183H68V184H69ZM178 183H179V182H178ZM189 183H190V182H189ZM8 184H9V183H8ZM14 184H15V183H14ZM21 184H22V183H21ZM38 184H37V185H38ZM48 184H49V183H48ZM56 184H57V183H56ZM139 184H140V183H139ZM176 184H177V183H176ZM176 184H175V185H176ZM29 185H30V183H29ZM37 185H36V186H37ZM84 185H85V184H84ZM84 185H83V186H84ZM175 185H174V186H175ZM27 186H28V185H27ZM36 186H34V187H35V190H36V193H37V192H38V191H37V187L40 188V186H39V185H38L37 187H36ZM45 186H46L47 188H48V187H51L50 184H49V186H47V185H43V187H45ZM67 186H68V185H67ZM83 186H82V184H81V187H83ZM87 186H88V185H87ZM98 186H99V185H98ZM19 187H20V185H19ZM46 187H45V188H42V187H41V188L44 190V189H46ZM70 187H71V186H70ZM250 187H251V186H250ZM9 188H10V187H9ZM21 188H22V187H21ZM21 188H19L20 191H21ZM23 188H24V187H23ZM23 188H22V190H24ZM31 189H32V188H31ZM31 189H30V190L27 189V190H28L27 193L29 194V191H30V196L33 195V196L35 197V193H34L35 190H34V188L32 189V191H34L33 193H32V191H31ZM42 189L40 190L41 192H40V191L38 192L39 195L41 194V195H40V198H41V199L38 198V196H39L38 193L36 194L37 200L39 199L41 202H46V203H47L48 201H49V202H50V201H53V196H51L52 200L49 199V200L47 201L48 197H50V196H48V195H51V194H49L51 189L49 190V188H48L47 190H49V191H47V192H44V191H43V192L46 193L47 195H46V194H45V195L42 194V193H43V192H42ZM55 189H56V187H55ZM55 189H54V190H55ZM110 189H111V188H110ZM110 189H109V190H110ZM227 189H228V188H227ZM27 190H26V191H27ZM38 190H39V189H38ZM59 190H60V189H59ZM93 190H94V189H93ZM95 190H96V189H95ZM113 190H114V189H113ZM138 190H139V189H138ZM225 190H226V189H225ZM12 191H13V190H12ZM14 191H16V190H14ZM69 191H70V190H69ZM179 191H180V190H179ZM21 192H22V191H21ZM48 192H49V193H48ZM200 192H201V190H200ZM16 193H17V192H16ZM24 193H26V192H24ZM27 193H26V194H27ZM31 193H32V195H31ZM51 193H53V192L51 191ZM66 193H67V192H66ZM19 194H20V193H19ZM28 194H27V195H28ZM58 194H59V193H58ZM61 194H62V193H61ZM115 194H116V193H115ZM16 195H17V194H16ZM21 195H22V193H21ZM42 195H43V197H45V196H48V197L45 198L44 201H42V199H43V197H41ZM54 195H56V194H54ZM62 195H63V194H62ZM81 195H82V194H81ZM226 195H227V194H226ZM232 195H233V194H232ZM18 196H19V195H18ZM22 196H23V195H22ZM30 196H29V197H30ZM215 196H216V195H215ZM227 196H228V195H227ZM27 197H28V196H27ZM27 197H26V198H27ZM34 197H33V198H34ZM217 197H218V196H217ZM219 197H220V196H219ZM15 198H16V197H15ZM19 198H20V197H19ZM21 198H22V197H21ZM33 198L31 197V198H28V199H31V200H32ZM57 198H58V197H57ZM212 198H213V197H212ZM12 199H13V198H12ZM28 199H27V201H28ZM35 199H36V198H35ZM4 200H5V199H4ZM25 200H26V199H25ZM37 200H36V201H37ZM96 200H97V199H96ZM1 201H2V200H1ZM36 201L34 200V202H36ZM57 201H58V200H57ZM57 201H56V202H57ZM63 201H64V200H63ZM30 202H31V201H30ZM37 202H38V201H37ZM41 202H38V203L41 204ZM49 202H48V203H49ZM187 202H188V201H187ZM215 202H216V201H215ZM26 203H27V202H26ZM38 203H37V204H38ZM46 203H43L42 208L45 206ZM48 203L46 204V205H47L46 207H50V203H49V204H48ZM216 203H217V202H216ZM250 203H251V202H250ZM27 204H28V203H27ZM29 204H32V202L29 203ZM80 204H81V203H80ZM3 205H4V204H3ZM5 205H6V204H5ZM59 205H60V204H59ZM173 205H174V204H173ZM204 205H205V204H204ZM210 205H211V204H210ZM21 206H28V209H29V206H30V205H25V204H24V205H20V206H19L20 209H22ZM54 206H55V204H54V202H53V204L51 203V207H52V208H48L50 211L53 210V212L50 213L49 210H48L46 207H44L43 210L46 209V213H45V210L43 211V213H41V214L43 215V217H44L45 214H46L47 218L50 219V220H48V221H49L48 223H50V221L52 222L51 224H49V225H50L49 227H51V228H49L50 230L53 228V226H55V228H56L55 223H53V220L55 219L53 214H54V213H57V211L54 212V211H55V210H54L55 208H53ZM182 206H183V205H182ZM219 206H220V205H219ZM257 206H258V205H257ZM0 207H2V205H0ZM185 207H186V206H185ZM189 207H190V206H189ZM222 207H223V206H222ZM222 207H221V208H222ZM9 208H10V207H9ZM24 208H25V207H23L22 211H24V210L26 209V208H25V209H24ZM38 208H39V207H38ZM79 208H80V207H79ZM172 208H173V207H172ZM193 208H194V207H193ZM193 208H192V209H193ZM203 208H204V207H203ZM257 208H258V207H257ZM5 209H6V208H5ZM28 209H27V211H29ZM35 209H36V208H35ZM80 209H81V208H80ZM192 209H190V211H192ZM9 210H11V209H9ZM78 210H79V209H78ZM171 210H172V209H171ZM176 210H177V208H176ZM176 210H175V211H176ZM217 210H218V209H217ZM0 211H2L1 208H0ZM6 211H7V210H6ZM36 211H37V209H36ZM79 211H80V210H79ZM178 211H179V210H178ZM188 211H189V208H188ZM9 212H10L9 214H11V211H9ZM12 212H14V210H12ZM75 212H76V211H75ZM131 212H132V211H131ZM169 212H170V211H169ZM184 212H185V211H184ZM186 212H187V209H186ZM193 212H194V211H192V212H188L187 214L191 216V214H192ZM204 212H205V211H204ZM214 212H215V211H214ZM2 213H3V212H2ZM4 213H5L6 215H5V214H3V215H5V217L9 219L10 217H7V214H8V213H6V212H4ZM44 213H45V214H44ZM128 213H129V212H128ZM190 213H191V214H190ZM9 214H8V216H9ZM13 214H14V213H13ZM23 214H24V213H23ZM51 214L53 215V217H52ZM62 214H63V213H62ZM79 214H80V213H79ZM202 214H203V213H202ZM247 214H248V213H247ZM3 215H2V216H3ZM30 215H31L30 212H28V214H27V212H26V217H28V216H30ZM56 215H58V214H56ZM81 215H82V213H81ZM123 215H124V214H123ZM131 215H132V214H131ZM131 215H130V216H131ZM143 215H144V214H143ZM215 215H216V213H215ZM14 216L16 217V215H14ZM35 216H36V215H35ZM46 216H45L44 218H46ZM133 216H134V215H133ZM133 216H132V217H133ZM148 216H150V215H148ZM190 216H189V217H190ZM192 216H194V214H193ZM222 216H223V214H222ZM5 217H4V218H5ZM11 217H12V218H10V220H11V219H12V220L16 219L15 217H13V215H12ZM37 217H39V216H37ZM41 217H42V216H41ZM43 217H42V218H43ZM51 217L53 218L52 220H51ZM57 217H58V216H57ZM57 217H56V218H57ZM79 217H80V216H79ZM2 218H3V217H2ZM29 218H30V217H29ZM33 218H34V217H33ZM167 218H168V217H167ZM177 218H178V217H177ZM177 218H176V219H177ZM180 218H181V217H180ZM218 218H219V217H218ZM8 219H6V220L4 221V223H5V222H8ZM27 219H28V218H27ZM195 219H196V218H195ZM0 220H1V219H0ZM30 220H31V219L26 220V221H28L29 225L32 226L31 228H33L32 222H31ZM33 220H34V219H33ZM38 220H39V218H38ZM46 220H47V219H45V221H46ZM78 220H79V219H78ZM138 220H139V219H138ZM222 220H223V219H222ZM14 221H15V223H16V226H18L19 224H17V222L19 221V223H20V220H18V218H17V220H14ZM14 221H12V222L14 223ZM41 221H42V220H41ZM45 221H44V222H45ZM54 221H55V220H54ZM126 221H127V220H126ZM177 221H178V220H177ZM2 222H3V221H2ZM10 222H11V221H9V223H10ZM58 222H59V220H58ZM127 222H128V221H127ZM166 222H167V221H166ZM169 222H170V221H169ZM0 223H1V222H0ZM15 223H14V225H15ZM172 223H173V222H172ZM177 223H178V222H177ZM6 224H7V223H6ZM20 224H21V223H20ZM33 224H34V223H33ZM56 224H57V223H56ZM128 224H129V223H128ZM131 224H132V223H131ZM174 224H175V223H174ZM180 224H181V223H180ZM190 224H191V223H190ZM3 225H5V224H3ZM11 225H12V224H9V226H11ZM37 225H38V224H37ZM43 225H44V224H43ZM51 225H53V226H51ZM175 225H176V224H175ZM175 225H174V226H175ZM194 225H195V224H194ZM200 225H202V224H200ZM6 226L8 227V225H6ZM16 226H14V228H15ZM21 226H22V225H21ZM21 226H20V227H21ZM144 226H145V225H144ZM144 226H143V227H144ZM12 227H13V226H12ZM44 227H45V226H44ZM46 227H47V226H46ZM77 227H78V226H77ZM125 227H126V226H125ZM10 228H11V227H10ZM10 228H9V230H10ZM16 228H17V227H16ZM18 228H19V227H18ZM22 228H23V227H22ZM129 228H130V227H129ZM186 228H188V227L186 226ZM1 229H2V228H1ZM3 229H4V228H3ZM3 229H2V231H3ZM41 229H42V228H41ZM43 229H44V228H43ZM61 229H62V228H61ZM74 229H75V228H74ZM189 229H190V228H189ZM6 230H8V228H7ZM12 230H16V229H12ZM18 230H20V229H18ZM45 230H46V228L44 229V231H45ZM58 230H60V229H58ZM70 230H71V229H70ZM134 230H135V229H134ZM170 230H171V229H170ZM184 230H185V229H184ZM33 231H34V230H33ZM55 231H56V230H54V231H50V234H48L47 236L49 237V235H50V236L52 235L51 238L54 237V236H53V233H54ZM63 231H64V230H63ZM80 231H81V230H80ZM188 231H189V230H188ZM8 232H9V231H8ZM13 232H14V231H13ZM28 232H29V231H28ZM52 232H53V233H52ZM72 232H73V231H71V234H72ZM129 232H130V231H129ZM129 232H128V233H129ZM3 233H4V232H3ZM33 233L36 234L35 232H32V234H33ZM51 233H52V234H51ZM56 233H57V232H56ZM63 233H64V232H63ZM74 233H75V232H74ZM182 233H183V232H182ZM182 233H181V234H182ZM0 234H1V233H0ZM41 234H44V233L41 232ZM57 234H58V233H57ZM57 234H55V235H57ZM130 234H131V233H130ZM169 234L171 235V233H169ZM181 234H180V235H181ZM16 235H17V231H16ZM39 235H40V234H39ZM144 235H146V234H144ZM0 236H1V235H0ZM30 236H31V235H30ZM37 236H38V235H37ZM47 236H46V237H47ZM75 236H76V235H75ZM131 236H133V235H131ZM10 237H11V236H10ZM17 237H18V236H17ZM41 237H42V235H40V238H41ZM43 237H45V236H43ZM46 237H45V238H46ZM124 237H126V236H124ZM172 237H173V236H172ZM186 237H187V236H186ZM51 238H48V240H47V239H45V240H47L48 242H50V241H51ZM137 238H138V237H137ZM76 239H77V238H76ZM9 240H10V239H9ZM73 240H74V239H73ZM136 240H137V239H136ZM138 240H139V238H138ZM185 240H186V238H185ZM39 241H40V240H39ZM75 241H76V240H74L73 243H74ZM176 241H177V240H176ZM172 242H173V241H172ZM2 243H3V242H2ZM13 243H14V242H13ZM100 243H101V242H100ZM136 243H137V242H136ZM181 243H182V242H181ZM0 244H1V243H0ZM104 244H105V243H104ZM92 245H93V244H92ZM105 245H106V244H105ZM185 245H186V244H185ZM64 246H65V245H64ZM182 247H183V246H182ZM0 248L3 250L2 247H0ZM89 248H90V247H89ZM94 248H95V247H94ZM133 248H134V247H133ZM174 248H175V247H174ZM35 249H36V248H35ZM101 249H102V248H101ZM148 249H149V248H148ZM169 249H170V248H169ZM94 250H95V249H94ZM170 251H171V252H170ZM170 251L168 252V255L166 254L169 258H165V257H164V260H166V259H171L170 256H171L172 254L174 255V254L176 253V252L172 253V249H171ZM173 251H174V250H173ZM58 252H59V251H58ZM102 252H103V251H102ZM112 252H113V251H112ZM1 253H2V252H1ZM91 253H92V252H91ZM99 253H100V252H99ZM110 253H111V252H110ZM166 253H167V252H166ZM169 253H171V255H169ZM115 255H116V254H115ZM142 255H143V254H142ZM166 255H165V256H166ZM173 255H172V256H173ZM0 256H1V255H0ZM106 256H107V255H106ZM98 257H99V256H98ZM128 257H129V256H128ZM142 257H143V256H142ZM105 258H106V257H105ZM15 259H16V258H15ZM120 259H121V258H120ZM158 259H159V258H157V261L163 259V257L160 258L159 260H158ZM17 260H18V259H17ZM39 260H40V259H39ZM98 260H99V259H98ZM143 260H144V259H143ZM122 261H123V260H122ZM141 261H142V260H141ZM38 262H40V261H38ZM41 262H42V261H41ZM136 262H137V261H136ZM159 262H160V261H159ZM180 262H181V261H180ZM95 263H97V262H95ZM138 263H139V262H138ZM156 263H157V262H156ZM1 264H2V263H1ZM116 264H117V263H116ZM163 264H165V263H163ZM175 264H176V263H175Z\"/></svg>", "mask_w": 264, "mask_h": 264}]
</instances>
